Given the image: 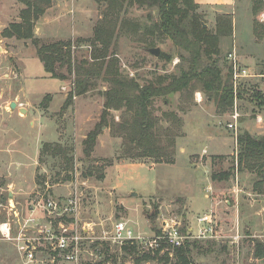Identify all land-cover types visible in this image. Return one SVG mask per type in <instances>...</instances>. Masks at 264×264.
I'll return each mask as SVG.
<instances>
[{
	"label": "rangeland",
	"instance_id": "374dc122",
	"mask_svg": "<svg viewBox=\"0 0 264 264\" xmlns=\"http://www.w3.org/2000/svg\"><path fill=\"white\" fill-rule=\"evenodd\" d=\"M204 5L196 10L202 28L214 32L218 17L232 23L231 34L219 39L218 54L212 55L221 76L224 79L228 75L226 57L235 52L241 67L257 76L250 83L264 95V0H232L214 11ZM24 7L18 0H0V220L7 218L11 202L17 214L10 217L12 235L38 237L34 229L21 227L36 203L43 205L53 200L66 207L65 203L72 201L73 210L61 215L48 216L40 209L37 213L42 223L50 221L53 227L62 223L66 229L72 227L68 235L76 234L82 239L76 264H94L104 258V264H134L119 246L105 240L115 223L125 222L135 235L151 237L164 222L174 221L180 230L194 229L197 218L213 212L219 237L198 240L201 248L192 252L191 264H264V258L253 257V241H264V193L253 190L258 178L253 173L237 172L235 161L238 135L247 132L253 137L264 136V111L252 101L249 90L239 97L237 88L232 107L222 106L225 111L221 112L216 102L202 92L200 83L193 81L184 91L167 97V101L156 98L150 108L158 121L161 142L167 152L174 151V159L177 141L181 145L194 140L196 146L192 148L197 150L200 137L208 133L228 137L229 148L224 152L230 155L209 159H199L197 155L189 159L184 155L175 166L156 163L152 157L120 159L122 138L112 128L103 127L90 157H86L83 143L100 122L104 100L99 91L108 85L97 82L93 91L75 96L64 108L76 76L64 66L60 69L64 80L50 78L37 50L43 44L62 43L69 45L75 64L89 60V41L107 5L104 0H51L50 7L33 22L37 45L31 40L2 37V31L11 23L21 22L19 13ZM150 15L156 18L155 13L137 4L125 5L111 15L117 19L120 32L108 55L115 54L122 77L135 79L140 85L155 83L158 78L167 83L169 76L178 74L180 53L185 54L168 39L160 42L156 36L145 35V25L153 22ZM150 48L159 49L158 57L148 52ZM160 53L171 59L160 58ZM11 102L17 105L14 111L9 109ZM20 108L26 113H19ZM234 110L239 114L236 133L226 127L232 122ZM170 113L180 122L177 129ZM121 117L120 111H111L108 126L112 121H121ZM168 129L178 131L174 146L166 141ZM45 143L59 144L68 151L72 157L69 174L62 171L61 158L43 156L39 160ZM188 159L198 163V170L196 166L190 169ZM123 163L127 164L119 165ZM223 173H230V178L213 183L220 193V209L209 212L202 188L208 185L211 175ZM99 174L103 175L100 180ZM236 189L239 191L233 194ZM213 191L211 187L209 193L215 195ZM34 245V260L26 263L13 242L0 241V264H68L61 255L52 256L43 241L36 239ZM92 245H98L96 251ZM207 247L210 251L205 250ZM138 251L144 253L146 249L138 246ZM163 253L168 254V260L159 258ZM158 258L143 264H175L171 249L160 252Z\"/></svg>",
	"mask_w": 264,
	"mask_h": 264
},
{
	"label": "trees",
	"instance_id": "16d2710c",
	"mask_svg": "<svg viewBox=\"0 0 264 264\" xmlns=\"http://www.w3.org/2000/svg\"><path fill=\"white\" fill-rule=\"evenodd\" d=\"M18 1L25 6L19 13L21 22L11 23L2 31V37L31 40L37 45L39 41L33 36V22L50 7L51 0ZM104 3L107 5L108 13L106 12L94 28L93 38L89 41L91 47L89 60L82 59L75 64L71 60L69 45L43 44L37 53L44 71L50 78L59 80L65 79L60 71L64 66L70 73L75 74L73 88L68 93L64 108L71 105L75 96H84L89 91H93L97 82L108 85L106 89L99 91V95L104 100L100 122L83 143L86 157H90L100 130L109 127L123 140L120 159L137 160L152 157L155 158L156 163L172 164L174 151L167 152L165 144L161 142L158 121L150 112L151 105L156 98L167 101V97L184 91L191 82L196 81L200 83L202 92L206 93L211 101L216 102V107L221 109V112L225 111L223 108L232 107L234 91L231 68L227 66L229 72L223 79L217 61L212 59V55L218 54L219 39L231 34L232 23L229 19L218 17L214 32L202 28L201 17L196 13L198 4L194 0H104ZM133 4L152 11V14L155 13V19L150 15V20L153 22L144 27L145 35L156 36L160 42L168 39L178 50L185 53L179 55L181 65L178 66V74L169 76L167 83L166 79L158 78L155 83L140 85L135 79L124 78L119 73L115 54L112 57L108 55L114 37L117 38L120 32V29H117V19L114 20L111 15L123 6ZM159 57L171 59L170 56L161 53ZM250 80L241 81L238 95L240 97L243 92L249 90L252 101L259 110L264 111V95L250 83ZM111 111H120L124 117H121V121L117 123L112 121L108 126ZM169 117L174 121L177 129L180 125L179 120L171 113ZM165 133H169L166 139L168 144L174 146V138L177 137L178 131L173 132L168 129ZM236 143V171L255 174L258 181L254 184L253 190L257 194H263L264 136L253 137L244 132L237 136ZM43 156L61 158L62 171L69 174L72 170V157H69L68 151L59 144H43L40 161ZM102 177L103 175L99 174L97 178L100 180ZM229 178L230 173L213 174L210 177L213 182L227 181ZM180 231L186 233L185 229ZM154 233L158 234L159 230ZM205 243L209 244V241ZM97 246L92 245V249L96 251ZM208 247L206 251H210ZM166 248L164 243H160L156 251L139 253L136 244L126 243L120 247V250L131 256L134 264H143L159 258L168 260L167 253H163V256L158 258L159 253ZM200 248V241L186 240L179 248L171 249L175 264H191L192 252ZM102 250H99L100 255L103 254ZM52 254L54 257L59 255L57 252ZM253 257L264 258V241H253ZM106 260L104 258L94 264H104Z\"/></svg>",
	"mask_w": 264,
	"mask_h": 264
},
{
	"label": "built area",
	"instance_id": "2783aa9c",
	"mask_svg": "<svg viewBox=\"0 0 264 264\" xmlns=\"http://www.w3.org/2000/svg\"><path fill=\"white\" fill-rule=\"evenodd\" d=\"M228 66L231 68L232 73V83L234 89V96L236 99V89L238 88L241 81L250 80L257 76L250 75L247 72V69L241 67L240 61L237 58L235 52H231L226 57ZM264 79V75L261 76ZM198 102V97H196ZM231 123H228L226 127L234 133H236V124L239 114L236 110L230 116ZM257 122H260V118H257ZM67 206L63 207L53 200H47L45 204L40 205L36 203L30 209V213L26 219L22 221V229H34L37 231L39 241H43L48 245V248L53 253H59L68 264H76L78 256V244L82 240L76 234L68 235V232L72 230V227L69 229L64 228L62 223L52 226V223H42L38 217V209L46 212L49 215L55 214L61 215L64 212L73 210L74 206L72 201H67L65 203ZM11 216L17 217L16 212L14 211V206L9 204V209L7 213V218L0 220V241L3 242H13L16 246L18 253L24 258L26 263H31L34 260V251L36 247L34 243L36 242L35 238H27L25 235L19 233L17 236L12 235V219ZM180 225L174 221L170 223H162L159 233H154L151 237H143L141 235H135L133 230L125 222H117L113 225L112 230L108 238L105 240L109 244L119 246V248L126 244H137L139 247L146 249V251H156L160 243L166 245V249H175L179 248L184 241L193 239V240H215L219 237L217 232V224L214 220L212 213L202 215L196 220V227L194 229L186 230V233L183 234L180 231ZM163 251V250H162ZM161 251V252H162Z\"/></svg>",
	"mask_w": 264,
	"mask_h": 264
},
{
	"label": "crops",
	"instance_id": "0c3cea01",
	"mask_svg": "<svg viewBox=\"0 0 264 264\" xmlns=\"http://www.w3.org/2000/svg\"><path fill=\"white\" fill-rule=\"evenodd\" d=\"M194 1L198 4V6H205L204 4H206V5H208V7H210L209 8L210 10L214 11L215 9L218 10V9L223 8L224 7L223 5L226 2H229L232 0H194ZM183 138H185V137H183ZM199 140H200V143H197V146L199 147L198 149H200V150H198V149L193 150V148L196 146V143L193 142L194 140H192V142L191 141H187V142L185 141V143L183 142V143H181V145H180V141H177L176 142L177 154L175 155V159H174L173 163L167 164V166L177 165V161L179 160V158L181 156H184V155H188V158L190 156L197 155L199 157V159H202L204 157H207V159H209V157L230 155V153L225 154V152H224V151L228 150V148H229V143H228L229 138L228 137L222 138V137L217 136L216 134L208 133V134H203ZM231 155H233V154H231ZM189 159H188V162H189ZM126 164L127 163H123V164H119V165L124 166ZM189 164H190V169L193 170L194 169L193 167L196 166L197 167L196 169L198 170L199 165L197 162H195V161H194V163L189 162ZM137 165H144V164L137 163ZM156 165L159 166L161 164H156ZM213 183L214 182L212 180H210L208 185L206 184L204 186V188H202V191L205 192V193H203L204 199L208 201L209 212H212L213 210L217 211L220 209V200H219V194L220 193H217V189L215 188ZM211 187H212V189L214 188L213 192H215V195L212 192L209 193ZM116 188H117V186H116ZM238 191H239V189L238 190L236 189L232 193L234 194L235 192H238ZM235 196H237V195H235ZM226 203L229 204L228 202H226ZM205 214H207V213H205ZM205 214H203V215H205Z\"/></svg>",
	"mask_w": 264,
	"mask_h": 264
},
{
	"label": "water",
	"instance_id": "95a60500",
	"mask_svg": "<svg viewBox=\"0 0 264 264\" xmlns=\"http://www.w3.org/2000/svg\"><path fill=\"white\" fill-rule=\"evenodd\" d=\"M203 27H205V25H203ZM148 52H149L150 54H152L154 57H158V55H159V49H158V48L148 49ZM16 107H17V105H16L15 102H11V103L9 104V109H10L11 111H14V110L16 109ZM18 112H19V113H23V114H25V113H26V110L20 108V109H18Z\"/></svg>",
	"mask_w": 264,
	"mask_h": 264
}]
</instances>
